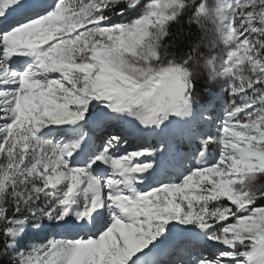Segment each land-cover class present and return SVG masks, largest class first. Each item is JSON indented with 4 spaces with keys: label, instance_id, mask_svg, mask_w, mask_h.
Here are the masks:
<instances>
[{
    "label": "snow or ice",
    "instance_id": "snow-or-ice-1",
    "mask_svg": "<svg viewBox=\"0 0 264 264\" xmlns=\"http://www.w3.org/2000/svg\"><path fill=\"white\" fill-rule=\"evenodd\" d=\"M121 2L0 0V259L264 264V0H150L117 23ZM184 16L212 20L228 48L219 70L206 61L229 97L215 119L196 95L199 48L177 58L166 42ZM107 121L119 131L94 142ZM132 121L159 129L166 150ZM177 124L200 142L186 172L171 167ZM46 228L63 231L22 248Z\"/></svg>",
    "mask_w": 264,
    "mask_h": 264
},
{
    "label": "rangeland",
    "instance_id": "rangeland-1",
    "mask_svg": "<svg viewBox=\"0 0 264 264\" xmlns=\"http://www.w3.org/2000/svg\"><path fill=\"white\" fill-rule=\"evenodd\" d=\"M148 2H150V0H147L146 4ZM205 2L210 3V5L214 7L216 4L223 2V0H205ZM143 7L137 11L134 18H136L138 14H142ZM200 28L203 33L204 39H203L202 45L199 48V52L197 55V61L193 65V67L195 68L198 74L196 95L201 101H207L209 99H213L215 102V106H216V112L213 115L215 116L222 115L223 107L226 105V103L229 100L228 94L223 91V88L226 87V84L223 83V78H213L211 76V68L207 66L206 61L208 59H211L212 57H216V60L214 61V63L216 65L217 70H219V65L222 63L223 58L226 57L228 48L223 43L218 33H216V24L213 23L212 20L205 19V21L203 22V27H200ZM237 102H239V100H237ZM215 116H214V119H215ZM106 124L110 126L108 122H106ZM134 124L135 126L138 125L137 126L138 128L141 127L140 128L142 129L141 131L147 134L146 140L144 142L150 146H152V144L155 141L159 140L162 136L159 133L158 134L154 133V135L151 134L152 132H150L149 129H145L144 126L140 125L139 123L137 124L134 123ZM178 128H179L178 124L174 125L168 134L171 137V140L173 142V164L171 165V167L173 169H180V171L186 172L188 168L192 166H196L195 161L191 158L194 155V153L191 152V155L188 158H187L186 152H183L181 155L175 154L177 147H183L188 143V141H191L184 137L178 138L177 135L175 134ZM106 129H108L107 126H106ZM208 130H209L208 125H205L204 128L202 129V131L205 133H207ZM211 131L213 134H215L214 125L212 126ZM162 138H165V137L163 136ZM131 141H133L132 142L133 145L137 143V140L134 136H131ZM194 141L199 142L198 139ZM209 150L211 153L210 160L214 161L215 159H218V155H219L218 148L215 145H210ZM178 155H180V158H177ZM179 174H180L179 172H173V175L175 176H179ZM260 185H264V177H261L259 179L258 186ZM57 233H59V230L56 228H46L42 232H33L34 235H29V238L24 242V245H22V248L26 247L27 244L32 243V242H43L45 237H48V236H51ZM193 251L195 253V250Z\"/></svg>",
    "mask_w": 264,
    "mask_h": 264
},
{
    "label": "trees",
    "instance_id": "trees-1",
    "mask_svg": "<svg viewBox=\"0 0 264 264\" xmlns=\"http://www.w3.org/2000/svg\"><path fill=\"white\" fill-rule=\"evenodd\" d=\"M146 2L147 0H140V6L136 9V11H129L127 15L120 16L118 13L121 10L127 8V6L132 3V0H122V2L114 7L109 14L113 15L114 22H126L130 18H134L137 11L140 10L146 4ZM188 21L189 17L184 16L181 18L179 24L173 23L170 28L171 35L166 38V42L174 43V47L171 50L176 54L177 58L188 54L190 50H193L196 47L200 48L203 43V40L201 41V37L204 39V36L201 28L195 23L189 25ZM182 32L183 35H181ZM198 41H200V43H198ZM164 140L165 139L161 138L159 141L154 142L153 147L160 150H166V144L164 143ZM198 146L199 142L191 140L183 149L186 153H195ZM30 234H32V232H30L29 235ZM2 246L3 239L2 235H0V247ZM0 264H11V262L8 259H0Z\"/></svg>",
    "mask_w": 264,
    "mask_h": 264
},
{
    "label": "bare ground",
    "instance_id": "bare-ground-1",
    "mask_svg": "<svg viewBox=\"0 0 264 264\" xmlns=\"http://www.w3.org/2000/svg\"><path fill=\"white\" fill-rule=\"evenodd\" d=\"M133 123H139L138 121H134ZM138 126V125H137ZM136 126V127H137ZM141 128V127H140ZM142 130V129H141ZM146 132V131H145ZM151 134H154V132H152ZM58 230H60V232L61 231H63V230H61V229H58ZM215 249H213V251H214ZM145 251H148L147 249H145ZM193 254H195L194 253V251H193ZM149 258H154V259H161V258H163V259H168V257H167V255L166 254H164L163 256H161V253H159V250H155L153 253H149Z\"/></svg>",
    "mask_w": 264,
    "mask_h": 264
}]
</instances>
